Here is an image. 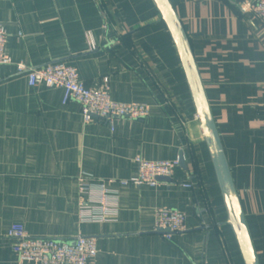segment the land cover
I'll use <instances>...</instances> for the list:
<instances>
[{
  "label": "crops",
  "instance_id": "obj_1",
  "mask_svg": "<svg viewBox=\"0 0 264 264\" xmlns=\"http://www.w3.org/2000/svg\"><path fill=\"white\" fill-rule=\"evenodd\" d=\"M187 33L260 264H264V25L230 0H171ZM0 264L8 233L96 239L87 264H244L178 53L152 0H0ZM64 62L88 88L143 104V119L86 122L63 90L29 86L16 64ZM155 186L122 184L136 158L178 160ZM88 191L81 192L80 185ZM190 184V187L184 186ZM101 185L108 193L103 219ZM185 215L166 239L156 211Z\"/></svg>",
  "mask_w": 264,
  "mask_h": 264
},
{
  "label": "built area",
  "instance_id": "obj_2",
  "mask_svg": "<svg viewBox=\"0 0 264 264\" xmlns=\"http://www.w3.org/2000/svg\"><path fill=\"white\" fill-rule=\"evenodd\" d=\"M244 11L256 16L264 25V0H233ZM6 28L0 24V64H8L5 57ZM16 71L25 74L29 86L44 85L47 88L59 87L63 90V103L70 100L77 102L86 122L93 119L112 124L117 118L143 119L149 114L143 104L119 103L110 97L106 91L88 88L78 78L73 67L64 62H53L40 67H27L16 64ZM138 174L122 184L155 186L159 177H170L178 160L150 161L136 158ZM184 186L190 187V184ZM100 204L98 212L85 213L81 217L89 220L103 219L108 209V193L101 185ZM81 192H87V185H80ZM155 230L166 239L174 233L185 230V215L173 209H158L156 211ZM8 236L13 240V251L19 262H36L38 264H87L97 253L96 239L89 236H77L72 240H62L47 237L29 236L21 225H14Z\"/></svg>",
  "mask_w": 264,
  "mask_h": 264
},
{
  "label": "water",
  "instance_id": "obj_3",
  "mask_svg": "<svg viewBox=\"0 0 264 264\" xmlns=\"http://www.w3.org/2000/svg\"><path fill=\"white\" fill-rule=\"evenodd\" d=\"M230 1L244 13L238 4L233 0ZM152 2L178 53L200 133L206 144L226 212V224L234 235L244 264H260L185 28L171 0H152ZM178 163L183 165L182 153ZM168 179V177L158 178L160 181Z\"/></svg>",
  "mask_w": 264,
  "mask_h": 264
}]
</instances>
